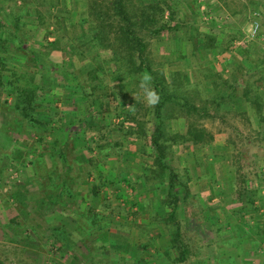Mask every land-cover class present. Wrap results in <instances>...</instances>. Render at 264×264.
Masks as SVG:
<instances>
[{"label":"rangeland","instance_id":"obj_1","mask_svg":"<svg viewBox=\"0 0 264 264\" xmlns=\"http://www.w3.org/2000/svg\"><path fill=\"white\" fill-rule=\"evenodd\" d=\"M35 1L0 0V9L3 8L6 15L11 16L9 10L14 8L21 19L20 24L24 26L30 24L31 18H35ZM59 1L61 0H48V6L40 8L46 17L50 16L48 21L53 25L50 40L52 42L58 39V35L63 37V32H57L55 19L58 14L69 15L74 12L70 16L79 22L90 12L89 6H84L88 5L86 0H71L56 11H50L51 4ZM169 1H178L180 17L185 16L189 25L208 36L218 37L223 46L234 41L230 51L210 55L215 61L218 58L214 73L222 70L227 59L232 58L233 63H237L235 77H239V82L235 84L230 81L225 84L229 93H232L235 87V95L245 93L248 81L253 79L249 78L250 73L252 76L256 74L254 79L262 78L260 73L250 70L243 63L251 60L256 64L259 58L264 59V0ZM253 4H259L261 7L257 13L253 10ZM83 6L85 8H82ZM71 24L74 23L65 22L66 27L70 29L73 26ZM191 32L192 27H189L179 32V38L185 39ZM173 35L175 36L171 34L153 43L154 54L162 61L176 57L170 56ZM78 36L81 41L86 40L80 33ZM239 54L243 55L239 57ZM206 62L193 59L191 66L195 69H190V65L186 68L196 82H204L205 78L211 75ZM238 64L243 69L241 72H238ZM171 65L173 70L179 67L173 63ZM217 66L221 70H218ZM96 68L97 64L91 60L77 72L89 74ZM59 77L62 80L57 85L63 88V94L60 96L59 108L55 111H64L65 117L61 125H53L47 128V132L42 131L45 126L40 127L23 121L22 116L15 111L14 99L7 93L0 96V102L4 105L0 112V264H128L125 263L127 260L137 264L136 262L140 263L138 260L142 254L145 261L143 264H178L167 254L171 235L165 223H151L149 226L146 223L135 224L134 218L130 216L132 211L129 207L136 201L140 206L134 205L133 211H138L140 217L151 218L159 198L168 196L167 189L161 188L158 181L155 183L154 178L145 187L147 176L151 178V173L145 166H149L148 158H125L126 150L137 153L142 151L143 145L134 139L132 142L126 140V133L117 130L120 126L119 120H114L115 115L130 109L129 100L125 101V97L145 101L143 83L133 85L127 83V80H120L119 85L113 87L111 80L107 79V91L103 92L104 88L100 87V90L95 91L97 95L99 92L101 94L92 100L95 104L94 128L88 127L84 120V123L75 124L73 131H69L72 122L76 123L77 118H84L82 112L88 102L86 103L85 95L74 78L65 72ZM216 77V80H221L219 74H216ZM82 81L88 83L86 78ZM252 83L256 84L254 81ZM214 96L216 97V93ZM45 99L48 105L51 100ZM232 104L223 105L222 111L228 113L226 121L209 120L205 123L215 137L217 146L221 148L212 149L209 145L190 146L180 150L182 152L173 149L174 153L170 156L171 165L179 180L184 183L189 181L188 189L181 187L183 204L177 212V220L184 234L183 240L190 251L184 264H238V237L242 235L238 225L243 226L244 222L248 221L238 214L239 206H250L247 200L253 193L257 195L256 187L264 192V141L256 140L257 136L254 137L250 133L245 134L241 126L238 128V120H241L238 118L241 117H238V109L232 107ZM125 105L127 107L124 108ZM49 111L50 108L42 110L40 117L44 121L50 118ZM104 126L109 128L104 132L107 139L108 133L112 134L111 145L119 144L118 148L114 147L113 154L116 156L108 160H105L104 155L101 157L107 168L104 176L107 175L114 183L117 179L127 177L130 185L123 184V188H118L112 183L104 188V191L109 189V202H105L102 196L98 200L91 198L89 202L85 200L91 191L81 187L80 193L77 189L78 183L86 178L101 186L104 180L99 178V181H95V177L100 173L99 169L89 179L90 169H87L89 166L85 161L90 159L86 156L87 153L85 154L87 146L82 145V142L97 139L99 136L92 132L97 133ZM79 127L84 130L80 131ZM110 139L106 143H110ZM139 177L145 178L146 181ZM133 186L135 190L132 191ZM76 192L83 194L84 198H74ZM124 193L127 198L119 203L116 197ZM92 204L96 207L95 213L89 209ZM108 204L109 207L106 206ZM121 204L127 205L128 210L123 209ZM118 212L128 216L124 226L109 220L110 215H117ZM115 226L129 234L125 253L124 247L113 250L110 247L113 241L102 239L101 232H113ZM149 229L151 235L159 237L155 245L148 244L147 247L143 230ZM176 252L175 256H179L180 252ZM199 257H209V260L206 262L204 259L203 262L198 260ZM217 257L219 259H215Z\"/></svg>","mask_w":264,"mask_h":264},{"label":"trees","instance_id":"obj_2","mask_svg":"<svg viewBox=\"0 0 264 264\" xmlns=\"http://www.w3.org/2000/svg\"><path fill=\"white\" fill-rule=\"evenodd\" d=\"M70 1L61 0L56 4H51L50 11H56V9H59L65 3L68 4ZM86 1L88 5L84 6H89L90 12L79 22L74 21L70 16L74 12L69 15L58 14L57 19L54 18L57 32L60 34L63 32V37L57 34L59 37L55 42L50 41L53 35V25L48 21L50 16L46 17L40 9L48 6V0L35 1L33 7L35 18L30 19V24L24 23V26L20 24L19 20L21 19L14 8L9 10L11 16H7L3 8L0 9V96L7 93L14 99L15 111L22 116L23 121L40 127L45 126L42 131L47 132V128H51L53 125H61L65 117L64 111H55L59 108L60 96L63 94V88L57 85L62 80L59 76H62V73L65 72L75 79L82 90L81 92L85 95L86 103L88 102L86 109L82 112L84 118H77L76 123L72 122V127L68 128L69 131H73L75 124H82L84 120H86L88 127L94 128L93 111L95 104L92 100L101 94L99 92L97 95L95 90H100V87H102L104 88L103 92L107 91V79L111 80L110 84H113V87L119 85L120 80L125 82L127 80V83L133 85L143 83L146 95L144 97L145 101L130 100L125 97V101L129 100L130 109L115 115L114 120H119L120 126L117 127V130H123L126 133V140L132 142L134 139L143 145L141 146L142 151L139 150L137 153L126 150L125 158L139 157L142 159V157H146V160L148 158L149 166H145L148 167L151 178L149 179L148 175L146 181L145 178L141 177L143 181H146L145 187L154 178L155 183L158 181L161 188L167 189V198L170 200L166 197H160L157 201L156 211L154 215H151V218L140 217L138 211H133L134 205L136 207L140 205L132 200L133 206L129 207L132 212L129 215L134 218L135 224L146 223L149 226L151 223H158L159 225L165 223L167 229H170L171 235L168 241L169 250L167 254L174 258L178 264H184L190 251L184 243V234L177 220V212L183 204L180 193L182 191L181 187L188 189L189 181L184 183L179 180L176 170L171 165L170 156L174 153L173 149L180 151L184 147L189 148L190 146L209 145L212 149L221 148L217 146L215 137L210 133L205 123L209 120L226 121L228 113L222 111L223 105L238 102V95L234 94L236 87L232 90V93L220 90L224 94L215 97L217 90L224 88L219 87L222 85L221 82H217L214 86V82H210L211 79L206 77L205 86L204 82L200 80L196 82L186 68L190 65V69H195L191 66L193 59L210 63V55L230 51L234 46V41L223 46L218 37H210L193 25H189L184 18L185 16L180 17L181 12L178 1ZM84 6L82 8H85ZM260 9L259 4H256V6L253 4V10L256 13ZM48 13L51 15L49 11ZM70 17L71 19H69ZM67 21L74 23L71 24V26L73 25L71 29L66 27L65 22ZM189 27H192L191 35L189 34L185 39L179 38V32ZM79 33L86 40L81 41V37L78 38ZM171 34H175L176 37L173 35V49L170 56L175 55L176 57L162 61L154 54L153 43L155 40L161 41ZM63 39L65 42H63ZM90 56L92 57L88 59ZM91 60L97 64L96 70L89 74L77 72L81 66L84 68ZM60 61L62 63H59ZM171 63L179 65V67L173 70L170 67L172 66ZM246 63L249 64L250 70H255L262 75L259 81L264 83V59L259 58L255 62L256 64H253L251 60H247ZM52 75L54 78L50 77ZM145 76L150 77V79L145 80ZM219 77V79L224 80L222 75H219ZM85 78L88 83L82 81ZM225 81L226 84L229 82ZM237 83L238 81L235 82V84ZM227 86L229 87V84ZM149 91L156 93L157 102L155 104H149L148 102ZM45 98L51 100L48 105ZM43 106H46V108ZM257 106L260 111L258 124L261 126L264 125V113H262L263 109L260 102L257 103ZM3 107L4 105L0 102V112ZM125 107L127 106L125 105ZM43 108L46 110L51 109L49 111L50 118L46 119L47 121L40 117L43 114ZM220 112L223 113L220 114ZM106 127L99 129L97 133L92 132V134L99 136L97 139L82 142V145L87 146L85 154L87 153L86 156L90 159L85 161L89 166L87 169H90L88 171L89 179L99 169L100 173L94 180L99 181V178L104 180L101 186L94 181L91 183L86 178L78 183L77 189L80 190L81 187H85L84 190L88 188L91 191L86 196L88 200L85 201H89L91 198L98 200L102 196L105 202H109V198H107L109 189L104 191V188L111 186L114 182L107 175L104 176L107 168L104 159L101 157L104 155L105 160H108L116 156L115 153L113 154L114 147L118 148L119 144L111 145L112 140L110 138L112 134L110 131L108 138L111 141L106 143L109 140L107 135L104 134L105 130L109 129ZM79 130H84V128L79 127ZM261 133L256 137L258 140H264V134L261 135ZM117 180L113 185L115 187L123 188V184L130 185V180L127 177ZM121 190L123 191V189ZM133 190H135L134 186L132 187ZM80 193H82L81 190ZM76 196L82 198L84 195H79L76 192L73 197ZM116 198L121 203L127 197L124 193ZM106 206L109 207L110 205ZM122 207L128 210L127 205H122ZM89 209L92 213L96 212V207L93 204ZM109 218L111 221L121 223L120 226H124L128 220V216H123L121 212H118L117 215L113 213ZM114 229L113 232H101L102 239L108 238L113 241L110 243L113 250L124 247L123 252L125 253L127 250L125 246L129 244L127 241V239H130L129 234L127 235L117 226ZM143 231V236L147 240V247L148 244L152 245L154 243L155 245L159 236L154 237L151 235L150 229ZM176 251L180 252L179 256H175ZM121 254L123 255V253ZM138 261L140 263L136 262L137 264L145 263L143 254L140 255ZM125 263L135 264L134 261L129 260ZM96 264L99 263L96 262Z\"/></svg>","mask_w":264,"mask_h":264},{"label":"crops","instance_id":"obj_3","mask_svg":"<svg viewBox=\"0 0 264 264\" xmlns=\"http://www.w3.org/2000/svg\"><path fill=\"white\" fill-rule=\"evenodd\" d=\"M242 55L243 54H239V57H241ZM217 59L215 61L214 58L210 57L211 62L207 63V61L206 66L208 67V71H210L211 73V75L208 77V79H211L210 82H214V86L217 84V82H221L222 85L219 87H224L223 89L219 88L216 92L217 96H221L222 94H224V92H222L223 90H226V92L228 91L225 85V80L235 83L237 81L239 82V77H235L237 63L234 64L232 58L225 60L226 62L222 66V70L217 66L218 70L221 71L218 72L216 70L218 73H214L217 65ZM243 64L251 69L248 63L245 62ZM242 70L243 69L240 68V64H238V72H241ZM216 74L222 75L224 80H216ZM255 75L256 74H253L252 76V74L250 73L251 77L249 78L254 79ZM253 79L248 81V87L245 88L249 92L245 91V93L242 92L240 95L238 94V102L233 103L231 106L238 109V117H241L238 118L241 119L238 120V128H240L239 126H241V128L244 129L241 130L244 131L245 134L250 133L252 136L254 135V137H256L261 132L264 134V125L260 126L258 124L260 111L257 106V103L260 102L261 108L263 109L262 113H264V83L260 82L259 79ZM253 81L256 82V84L252 83ZM204 83H206L205 80ZM261 141L264 140L261 139ZM256 188L257 189L255 190L257 195L253 193V195L250 196L251 198L247 200L248 202H250V208L248 206L245 208L239 206L238 209V214L240 215V217H245L243 219L248 220L244 222L243 226L240 224L238 225V230L242 234L238 237V264H264V192L258 190V187ZM199 259L203 262L205 259L206 262H208L209 257H199L198 260ZM215 259H219V257Z\"/></svg>","mask_w":264,"mask_h":264},{"label":"clouds","instance_id":"obj_4","mask_svg":"<svg viewBox=\"0 0 264 264\" xmlns=\"http://www.w3.org/2000/svg\"><path fill=\"white\" fill-rule=\"evenodd\" d=\"M144 79L149 80L150 77L145 76ZM148 102H149V104H155L157 102V96H156V93L154 91L148 92Z\"/></svg>","mask_w":264,"mask_h":264}]
</instances>
